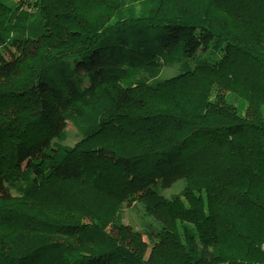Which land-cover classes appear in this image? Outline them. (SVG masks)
<instances>
[{
  "label": "trees",
  "instance_id": "1",
  "mask_svg": "<svg viewBox=\"0 0 264 264\" xmlns=\"http://www.w3.org/2000/svg\"><path fill=\"white\" fill-rule=\"evenodd\" d=\"M0 264H264V0H0Z\"/></svg>",
  "mask_w": 264,
  "mask_h": 264
},
{
  "label": "rangeland",
  "instance_id": "2",
  "mask_svg": "<svg viewBox=\"0 0 264 264\" xmlns=\"http://www.w3.org/2000/svg\"><path fill=\"white\" fill-rule=\"evenodd\" d=\"M194 61H190L188 63V67H193ZM180 66L176 65L173 67H165L160 77L162 79L173 77L179 73ZM65 132L67 134V139L64 144L68 146H73L76 142L80 140V135L78 131L74 128V126L70 123L66 124ZM185 186V182L183 180L176 181L169 189L162 190V194L166 197H171L174 194H177L183 189ZM122 223L124 225L131 226L134 230L139 232H143L146 228V225H151V227L158 231V224L145 212V208L141 203L135 204H124L122 208ZM144 240H146V236H144Z\"/></svg>",
  "mask_w": 264,
  "mask_h": 264
}]
</instances>
